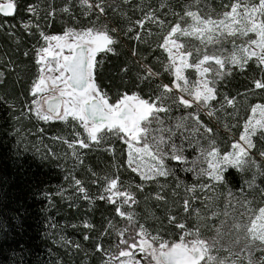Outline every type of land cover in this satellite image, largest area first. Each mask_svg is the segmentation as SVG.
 <instances>
[{"label": "snow or ice", "instance_id": "6c2138e0", "mask_svg": "<svg viewBox=\"0 0 264 264\" xmlns=\"http://www.w3.org/2000/svg\"><path fill=\"white\" fill-rule=\"evenodd\" d=\"M82 9L81 14L91 16L95 12V19H90L87 25L77 28H66L62 35H46L40 32V36L44 41V45L35 50V64L37 66V74L32 82L31 92L33 99L35 114L37 117L48 121L51 119H59L67 121L70 117L74 121H79L84 130L88 133L87 139L95 141L99 144L101 141L113 143L116 139L123 140L128 146L127 167L133 172L139 170L142 166L141 161L144 156L150 157L154 164L149 167V173L140 172L143 180H151L154 176L174 175V169L168 168L166 160H174L181 162L185 167V172H191L197 180L203 177L211 178L213 181H223V172L228 167H234L243 172H251V178L245 180L249 190L245 194L241 188L240 194L233 199L244 209L239 214V218H234V228L236 230L235 239L231 241L229 248L230 255L235 259L230 262L225 259H217L209 253L218 249L219 240L216 237L209 239L203 238L199 228L186 229L184 223H179V227L183 231L179 242L169 243L159 236H151L149 242V233L141 225H135L133 221V213L121 211L124 205L136 203L135 192L132 191V185L128 184L124 190L117 187V178L105 176L103 179L106 186L103 187L100 200H107L112 204H117L115 211L121 217L127 216L129 226L116 230L119 237H123L127 233L125 239H120L110 245L118 252L119 260L115 254H110V259L103 261L102 264H141L136 259L135 251L144 253L141 258L144 264H209V261L216 260V264H241L240 258L247 261V264H264V206L258 209L250 207L256 198V193L264 199V187L256 183L258 177H264V169L257 164L256 160L250 155V149L255 147L252 137L256 134L257 128L264 129V104H256L251 107L253 117H249L244 125V133L240 135L239 141L231 145V151L221 154L217 149L215 139L201 134L196 138L195 133L200 132V128L204 127L206 133H212L211 127L202 125L200 113L203 112L210 120L212 117L219 119L218 113L223 112L225 105L232 106L236 110V98H229L227 93H220L221 99L216 100L217 83L229 75L231 69L224 71L225 65H235L243 71L248 60L256 57V63L259 65L260 71L264 72V0L259 3L246 2L243 4L236 3L231 7V12L222 13L223 19L213 21L212 19H203L192 11H187L186 16L191 18V23L185 20L184 15L173 13L177 19L170 23L166 34L161 35L163 41L159 45L167 53L168 63L163 67L167 72L174 76L175 87L179 89V93L173 92L169 87V83L154 79L159 75L154 72L147 64L140 63L137 59V68L133 74V82L139 81L145 83L149 88L148 98H142L139 92L117 93L112 102H109L107 91L103 90V86L97 83V77L102 73L98 70L103 64V60L107 58L108 53L116 51L118 46V37H127L128 39L140 40L139 31H134L138 25L144 27V21L149 20L151 23L157 24L163 28L164 21L160 20L155 11L144 13L142 19L133 21L126 13H121V17L127 22V27H123L116 23L115 19L108 17L106 9L116 12V6L110 0H76ZM128 3V0H124ZM73 0H68L65 7L60 9L64 13H70V7ZM20 4L18 0H3L0 2V14L5 17L15 16ZM51 7V5L49 6ZM163 8L164 5L161 4ZM190 7L186 5V8ZM240 9V11H238ZM25 10L29 13H35L36 8L27 5ZM74 19V17H73ZM106 20L107 22H101ZM182 23L185 24L182 27ZM28 23H24L25 30L29 29ZM111 24V27L109 26ZM4 27L0 24V28ZM37 29L39 25H35ZM217 28L221 29L220 35L213 39L208 37V42L212 44H220V48L215 49L211 53L196 49L202 54V59L194 65L188 63L190 51H185L184 46L177 43L181 36H203L204 33L215 32ZM226 30V31H224ZM239 33L241 37L247 36L248 33H254L256 39H249L246 43L237 45L235 39H232V49L229 51L223 47L224 41H229L230 37H236ZM67 49V54L65 50ZM175 49V51L173 50ZM227 52V55L224 53ZM104 53L101 59L97 60V54ZM28 55L27 52L24 53ZM132 56L137 58V53L132 50ZM214 60L217 68L213 71V79L211 81L204 79L198 81L196 86L190 87L187 78L184 76V69L195 67L201 77L210 71L209 67H202L205 62ZM58 73V75H56ZM125 74H129L126 70ZM4 75L0 72V78ZM211 83V86L209 84ZM255 89L264 90V75L261 78H252ZM202 85V87H201ZM251 91V90H250ZM58 93V97L51 95ZM185 94L192 99L185 98ZM239 95V93L237 94ZM247 97L245 96V99ZM209 101H215L219 107H214ZM47 104V108L44 105ZM195 104L193 111L183 117H177L176 122L171 127H164L165 120L161 114L167 119H172L170 113L173 108L189 107ZM259 115V119H255V114ZM193 119L195 126L189 128L187 122ZM154 126H159L154 128ZM153 131H165L168 135L156 136ZM191 133L185 135V133ZM98 133L101 135L98 136ZM177 133L180 135V142L177 143L175 137ZM264 137V132H261ZM208 140L210 146L205 148L201 145L200 140ZM143 140L142 147H137V143ZM185 141L187 147L197 148V156L193 160H189L185 153ZM83 148L89 145L84 140L78 141ZM73 145H69L72 147ZM75 154V153H74ZM259 155L264 157V150L259 151ZM206 165V166H205ZM115 167V165H113ZM95 175V173H93ZM75 179V178H73ZM179 178H177L178 180ZM95 183V181H93ZM76 185H80L81 181L76 179ZM180 183H177V187ZM202 188L207 184H201ZM136 189L143 187L142 184L135 186ZM196 185L193 184L187 188L188 192H192ZM79 191L85 193L84 199H88L85 188L80 187ZM228 195L233 196L232 191L228 190ZM252 195L253 200H249L248 196ZM158 199H163L159 197ZM189 202L184 200L183 211L189 210ZM197 218L200 217L199 210H196ZM213 215H216L214 212ZM246 217V219H245ZM175 217L170 219V223L175 221ZM85 227H91L85 223ZM109 227H113L111 224ZM137 227L139 234H137ZM189 237V239H185ZM84 239L89 237L86 235ZM138 240V243H137ZM79 247V245H76ZM99 249V243L96 244ZM239 249L233 251V249ZM107 251V249H106ZM256 253L260 255L257 256ZM207 257V259H205Z\"/></svg>", "mask_w": 264, "mask_h": 264}, {"label": "trees", "instance_id": "16d2710c", "mask_svg": "<svg viewBox=\"0 0 264 264\" xmlns=\"http://www.w3.org/2000/svg\"><path fill=\"white\" fill-rule=\"evenodd\" d=\"M244 1L259 2V0H128V3H125L124 0H110L116 6V12L106 9L108 17L115 19L117 24L125 28L127 22L121 17V13H126L135 21L142 19L144 13L155 11L159 19L165 23L163 28L149 20L144 21L143 28L137 25L134 31H139L140 40L118 37L116 51L108 53L103 64L99 66L98 70L102 74L97 77V83L108 92L110 102L117 93L132 94L134 91L147 99L149 88L145 83L133 82L137 59L159 73L154 78L157 83L174 82V77L163 67L168 63L167 53L159 47L163 43L161 35L166 34L170 23L177 19L173 13L184 15L189 23L191 18L186 16L187 11L204 17H213L229 10L233 4ZM18 2L20 7L15 16L5 17L0 14V24L4 25L0 28V72L4 73L0 78V264H57L62 256L56 260L53 258L56 244L52 238V225L55 221L58 223L63 221L62 213L65 207L63 205L59 207V203L54 200L57 201L59 189L66 182V173L64 168L62 169V164L52 163L37 153L19 147L15 126L18 112L20 114L33 99L31 87L37 74L35 50L44 45L40 32L53 35L62 34L66 28L79 29L87 25L90 19H95V12L91 16L82 15V9L76 0H73L70 7L71 15L60 11L68 0H18ZM29 4L36 8L35 13L25 10ZM161 4L164 5L163 8ZM186 5L190 7L186 8ZM30 21L29 29L25 30L23 24ZM37 24L38 29L35 27ZM109 26L111 27V24ZM132 50L137 53L136 59L132 56ZM25 52L28 53L27 56L24 55ZM103 56L104 53H100L97 60ZM126 70L129 72L127 75ZM262 75L264 72L260 71L256 61L249 60L243 71L237 66L233 67L230 74L217 83V101L221 99L220 93H227L230 99L236 98L237 116L234 120L238 123L234 126L232 116L219 114L217 123L220 126L234 129L237 135L241 133L242 122L248 118L251 107L257 102L264 103V90L255 89L252 83L253 77L259 79ZM186 110L185 107L173 108L171 114L177 116ZM230 111H234L232 106ZM210 127L214 129L215 136H224L215 125L210 124ZM48 130L52 134L59 131L53 130L52 127ZM99 135L101 134L98 133ZM176 137L180 141V137L178 135ZM82 152L83 162L76 176L84 181L87 190H92L100 196L101 185L105 182L103 178L106 175L111 178L119 177L117 183L121 190L128 184L132 185L131 190L135 192L136 203L129 202L121 211L133 213L132 223L142 224L149 233L150 241L151 236H159L169 243L179 242L180 236L183 235V231L177 227L179 223H184L186 229L199 228L203 238H212L218 224V216L213 213L217 211L221 213L219 209L225 204L223 199L228 190L234 192H240L241 188L245 190V180L241 172L230 167L223 173L224 180L215 185L214 194L199 195V190L204 188L199 186V183L203 181L208 183L210 178L203 177L197 180L193 173L182 170L185 165L174 160H166L168 168L174 169V175L155 176L151 180H143L139 173L127 167L126 144L120 139L111 144L104 142L100 146L90 145ZM196 152V147L189 148L185 143L184 154L190 161ZM138 184H142L143 187L136 189L135 186ZM193 184L196 185L195 189L188 192L187 188ZM205 190L211 192L209 187ZM158 196L163 199H158ZM256 196L259 194L256 193ZM185 199L189 202L187 213L183 211ZM52 202L59 209L52 207ZM117 206L118 203L112 204L98 198L91 209L82 206L75 211L71 205L68 212L75 216L73 218L80 219L79 223L88 220L91 227H99L98 232L106 230L109 240L114 243L121 239L116 230L129 226L127 217H121L115 211ZM217 207L219 209L215 210ZM197 209L203 219L197 218ZM172 217L176 219L170 223ZM110 224L113 227H109ZM137 231L139 232L138 227ZM125 237L126 233L122 238ZM107 246L105 243V247Z\"/></svg>", "mask_w": 264, "mask_h": 264}, {"label": "rangeland", "instance_id": "374dc122", "mask_svg": "<svg viewBox=\"0 0 264 264\" xmlns=\"http://www.w3.org/2000/svg\"><path fill=\"white\" fill-rule=\"evenodd\" d=\"M0 2H3V0H0ZM246 2H249V1L237 2V3L243 4ZM238 11H240V9H238ZM224 12H231V8ZM222 13H220L217 16H213V17H204L200 15L198 16H200L203 19L210 18L213 21H218L220 19H223ZM189 23H191V21ZM184 26L185 24H182V27ZM220 31L221 29L217 28L215 32L204 33L202 37L196 36V35H190V36H181L178 39L177 43L182 44L184 46L185 51L191 52V55L188 57L189 64L194 65L195 63H197L198 57L199 59H202L201 53L203 51H208L209 53H211L215 49L220 48L221 46L220 44H212L208 42L209 36L215 39L217 36L220 35ZM62 34H53V35H62ZM250 38L256 39L257 37L254 33H248L247 36H243V37H241L239 33H237L236 37H230L229 41H224L223 47L231 51L232 43L230 41L232 39H235L236 44L240 45L241 43H246ZM196 49H200L201 53H198ZM173 50L175 51V49ZM65 54H67V49L65 50ZM99 54L100 53L97 54V57ZM227 54H228L227 52L224 53V55H227ZM249 60L256 61V57H252ZM202 67L210 68V71L206 73L204 77H201L199 75L195 67H189V68L184 69V76L187 78L190 87L196 86L198 81H202L204 79L211 81L213 79V71L211 69L217 68L218 65L215 64L214 60H211V61L205 62L202 65ZM233 67H236V66L226 64L224 71L227 72L229 69H232ZM56 75H58V73H56ZM209 86H211V83L209 84ZM169 87L172 88L175 93H179V89L175 87V82H173L172 84H169ZM51 95L56 97L58 96V93H52ZM185 98L192 99V97H189L186 94H185ZM33 99H39V96H36V97L33 96ZM216 99H217V96H216ZM209 103L213 104L214 107H217V108L219 107V105L215 101H209ZM256 104H264V103L257 102L254 105ZM34 107L35 106L32 105V101H31V103L28 104L24 110L20 111V114L18 112L17 124L15 126L16 127L15 134L19 142V147H21L23 150L37 153L39 154L40 157L52 163L62 164L64 166V167L62 166V169L64 168L63 170L66 173V178H65L66 182L59 189V193L57 194V201L54 200L55 202L59 203V207L63 205V207H65V210L62 213L63 221L60 223L55 221L52 225L53 227L52 238H53L54 243L56 244V249L54 251L55 255L53 256V258L56 260L59 256H62L61 259H58V263L56 262L57 264H102L103 261H107L110 259V254H115L119 260H123L124 258L119 257L118 252H116L114 248L110 247V245H112L113 243L109 240V236L107 235L106 230H104L101 233V232H98L99 227H96V228L85 227V223L91 226V223L88 220H83L82 223H79L80 219L73 218L75 216L68 212L70 210L69 207L71 205H72V208H75L74 209L75 211L79 210L78 207H82V206L88 207L89 209H91L92 205L99 198V195L93 193L92 190H87V186L84 183V181L78 176H76L78 175L77 171L79 170V167L81 166V163L83 162L82 161V155H83L82 151L84 149H87V148L81 147L78 141L84 140V142L87 143L89 146L93 144L96 145L97 142L90 141L89 139H87L88 133L84 130L83 125L79 121H74L72 120L71 117L67 121H61L59 119H51V120L45 121L36 116ZM195 107L196 105L192 104L186 108L187 110L185 112L177 114V116L170 113L172 119H167L161 114L162 118H164L165 120L164 127L173 126L176 122L177 117H183L187 115L189 112L193 111ZM219 114L226 115V117L232 116L233 125L234 126L238 125V123L235 122L234 120V118L237 116L236 111H230L229 105H225L224 111L218 113V116ZM199 115H200V120L203 126L210 127V124H213L217 127L219 131L223 132L224 136L222 137L215 136L214 129L212 133H206L204 131V127H201L200 132L195 133L194 135L196 136V138H199L201 134H203L204 136L209 137V139H215L217 142V149L218 151H220L221 154H224L225 152H229L232 150L231 145L233 143L238 142L240 135L244 133L245 123L248 121L249 117L254 116V114L250 110V114L248 118H246V120L242 122L241 133L237 135L234 129L231 130L230 128L224 125L220 126L217 123L218 119L215 116L212 117L210 120V118L207 115H205V113L203 112H201ZM259 118L260 117L258 113L255 114V119H259ZM52 125H55V126H52ZM187 125L189 128H191L195 126V121L193 119H190L187 122ZM50 126L52 127L53 130H59L58 133H55V132L53 134L50 133L49 132L50 130H48V129H51ZM156 127H159V126H154V128ZM261 132H264V129L257 128L256 134L252 137L255 147L250 149L249 151H250V155L256 160L257 164H259L260 167L264 169V157H261L259 155V151L264 150V137L261 136ZM152 134L156 136L164 135L165 137L168 135V133L165 131H153ZM190 134L191 133H187V132L185 133V135H190ZM177 135L180 137L179 133H177ZM175 139L177 143L180 142L177 139V137H175ZM103 143L104 141H101L97 145L100 146V145H103ZM185 143H188V142L185 141ZM200 143L205 148H208L210 146L208 140L201 139ZM69 145H73V146L69 147ZM142 145H143V140L139 141L136 146L142 147ZM126 153H128L127 145H126ZM196 156H197V152L194 153V158ZM154 163L155 161H153L150 157L144 156L141 161L142 166L136 172L139 174L141 171L145 173H149V167ZM166 164H167V161H166ZM228 168H226L224 172ZM237 170L241 172L239 169ZM241 174L244 177V180H248L251 178V172H243V173L241 172ZM76 179L81 181L80 185L75 184ZM210 179L208 180V183L204 181L199 183V186L201 184H207V187H204L203 189L199 190V195H204L206 193L207 194L215 193L214 191L215 185L218 184L220 181H213ZM256 183L259 184L261 187H264V177H258ZM105 186H106V183L104 182L103 185H101V194H102L103 187ZM80 187L85 188L86 193L89 197L88 199H84L85 193H81L79 191ZM117 187H119L118 183H117ZM208 187L210 188L211 192H207L205 190ZM251 191L252 190H249L247 188V185L245 184V190H244L245 194H248ZM232 194L233 196L231 197L228 194L225 195L223 199V201L225 202L223 208H220V209L219 207L215 208V210L219 209V211L221 212V213H219L218 211L216 212V215L218 216L217 217L218 224L214 230V232L216 231L215 236H213L219 240V247L218 249H214L209 253L210 255L216 257L217 259L222 260V259L227 258L228 262L235 259V257L230 255L229 253L231 241L235 239V235H236V230L234 228V222H235L234 218H239V214L244 211V209L240 206V204H238L236 200L233 199V197L238 196L240 192L232 191ZM113 199H116L118 203V198L114 197ZM248 199L253 200L252 195H249ZM53 206L55 209L58 208L54 204V202H52V207ZM260 206H264V199H262L260 196H256L255 200H253L250 207L258 209ZM84 211L85 210H83V212ZM78 212H75V213L76 215L80 216ZM137 234H139L138 231H137ZM86 235L89 237V239L87 240L84 239V236ZM121 239L123 238L121 237ZM97 243H99L100 245L99 249H97L96 247ZM105 243L108 245L107 247H105ZM137 243H138V240H137ZM76 245H79V247H76ZM238 250H239L238 248L233 249V251H238ZM134 251H135L136 259L140 260L141 264H144V261L141 259L144 253H141L138 250H134ZM256 255L259 256L260 254L256 253ZM205 259H207V257H205ZM213 261L216 262V260H213ZM240 261H241V264H247V261L243 259V256H241Z\"/></svg>", "mask_w": 264, "mask_h": 264}, {"label": "flooded vegetation", "instance_id": "af4514ba", "mask_svg": "<svg viewBox=\"0 0 264 264\" xmlns=\"http://www.w3.org/2000/svg\"><path fill=\"white\" fill-rule=\"evenodd\" d=\"M201 264H205V261H201ZM209 264H216V262L211 261V262H209Z\"/></svg>", "mask_w": 264, "mask_h": 264}, {"label": "water", "instance_id": "95a60500", "mask_svg": "<svg viewBox=\"0 0 264 264\" xmlns=\"http://www.w3.org/2000/svg\"><path fill=\"white\" fill-rule=\"evenodd\" d=\"M56 97H58V96H56ZM45 108H47V104H45ZM149 242L151 243L152 241L149 240Z\"/></svg>", "mask_w": 264, "mask_h": 264}]
</instances>
